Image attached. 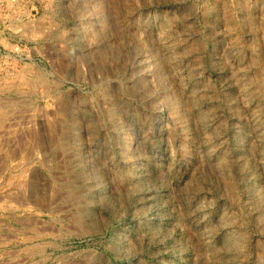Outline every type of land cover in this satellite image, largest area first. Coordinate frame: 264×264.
I'll return each instance as SVG.
<instances>
[{"label": "rangeland", "instance_id": "rangeland-1", "mask_svg": "<svg viewBox=\"0 0 264 264\" xmlns=\"http://www.w3.org/2000/svg\"><path fill=\"white\" fill-rule=\"evenodd\" d=\"M6 2L0 264H264V0Z\"/></svg>", "mask_w": 264, "mask_h": 264}, {"label": "bare ground", "instance_id": "bare-ground-1", "mask_svg": "<svg viewBox=\"0 0 264 264\" xmlns=\"http://www.w3.org/2000/svg\"><path fill=\"white\" fill-rule=\"evenodd\" d=\"M7 2H6V5H5V7H7V8H10V3H9V0H6ZM12 1V0H11ZM2 5V4H1ZM8 10V9H7ZM12 11V10H11ZM10 11V12H11ZM14 13V12H13ZM8 14V13H7ZM11 14V13H10ZM0 16H2V15H0ZM12 16V15H11ZM8 20V19H7ZM13 21V20H12ZM7 22H9V21H7ZM13 23V22H12ZM11 26V25H10ZM9 26V27H10ZM13 26H15L14 24H13ZM8 27V26H7ZM13 76H15V75H13Z\"/></svg>", "mask_w": 264, "mask_h": 264}]
</instances>
